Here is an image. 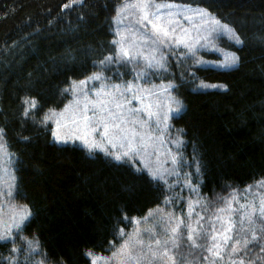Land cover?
Masks as SVG:
<instances>
[{"label": "trees", "instance_id": "16d2710c", "mask_svg": "<svg viewBox=\"0 0 264 264\" xmlns=\"http://www.w3.org/2000/svg\"><path fill=\"white\" fill-rule=\"evenodd\" d=\"M76 1L0 0V127L15 156V201L32 212L22 233L39 239L47 264H91L88 250L109 256L110 242H121L118 229L129 232L131 218L145 216L166 195L162 183L128 163L56 144L52 126L40 123L46 111L68 102L63 89L97 71L95 61L115 50L112 26L122 0ZM196 2L243 41L225 40L239 57L231 69L192 66L180 78L172 64L173 91L183 104L173 126L182 131L185 152L202 161L201 193L214 198L264 178V0ZM195 79L227 88L194 90ZM25 97L36 100L33 116L23 115ZM11 248L0 243V264H8Z\"/></svg>", "mask_w": 264, "mask_h": 264}, {"label": "snow or ice", "instance_id": "6c2138e0", "mask_svg": "<svg viewBox=\"0 0 264 264\" xmlns=\"http://www.w3.org/2000/svg\"><path fill=\"white\" fill-rule=\"evenodd\" d=\"M114 20L115 50L95 61L97 71L63 89L72 98L60 110L50 108L40 120L41 124L55 123L52 135L57 141L75 138L90 152L99 150L117 162L139 165L137 171L146 172L168 190L163 206L131 218V232L118 229L121 242H110L113 250L107 260L111 264H194V260L200 264H258L264 258V193L259 191L264 178L255 182V192L253 185L245 186L243 200L233 189L221 198L220 206L210 210L212 202L200 192L202 161L195 156L188 161L182 151L183 137L173 138L169 132L170 113H179L183 104L172 94L173 81L162 76L170 70L169 57L180 65L189 60L195 65L215 64L200 56V51H222L218 41L224 37L240 44L239 33L196 0H122ZM238 60L230 53L219 66L230 67ZM112 65L117 66L115 78L105 74ZM126 75L131 78L125 79ZM153 75H161L159 84ZM200 86L218 87L204 81ZM23 103V115L28 117L36 100L25 97ZM5 137L6 130L0 127V153L7 147ZM17 187L14 177L7 188L0 187V242L12 244L8 264H31L28 254L35 253L40 242L20 235L32 212L27 204L13 203ZM181 201L184 208L176 211ZM18 235L26 247L17 246ZM196 250L202 260L192 256ZM85 255L96 264L91 250Z\"/></svg>", "mask_w": 264, "mask_h": 264}, {"label": "rangeland", "instance_id": "374dc122", "mask_svg": "<svg viewBox=\"0 0 264 264\" xmlns=\"http://www.w3.org/2000/svg\"><path fill=\"white\" fill-rule=\"evenodd\" d=\"M82 1L83 0H77L75 2V4H81ZM68 5H72V2H70ZM116 28H117V25H116L115 20L113 19L112 29H113V33H114V39L117 38V36H116ZM225 40L234 43L233 41H231L228 38L224 37V38H221L218 41L219 47L222 49V51H219V52H209V51H206V50H201L200 53H199V55L202 56V57H204L205 60L212 61V62H216L215 64L195 65V64H192L191 61L189 60L185 64L180 65V64L177 63V61H176V59L174 57H169L170 70L168 72H165V73L162 74L163 79L165 81L171 79L173 81L174 87H175V82L173 80V77H174L173 74H174V72L172 70V64L177 65L179 67V77L180 78H183V76L185 74V71L189 70L192 66L203 67V68H214V69H219V70H226V69H231V68L236 67L237 64H238V62L235 63L234 65L230 66V67L219 66V65H222L224 63L225 55L230 54V53H235V52H233V51H231V50H229V49H227L225 47V45H224V43L226 42ZM235 44H237V43H235ZM241 44L242 43L237 44V45H241ZM235 55L238 56L236 53H235ZM116 67H117L116 65L110 66L108 69L105 70V74L108 75V76H113V78H115L114 77V71H115ZM120 70L122 72H128V69H125V68H121ZM124 78L125 79H130L131 76L130 75H126ZM161 78H162L161 75H153L152 76V79L157 84H159L161 82ZM201 81H203V80L195 79L193 81V87L195 88L194 90H201V91H206V90H223V89H226L227 88V87H220L219 86V85H225V84H222V83H213V82H208V81H204V82H206L209 85H218V87H201L200 86ZM92 83H97V82H90V85ZM174 87L171 89V91H172V94L176 97V95L174 94V91H173L174 90ZM68 93H69L70 99H71L72 98L71 97V93L70 92H68ZM36 107H37V104H36ZM36 107L34 109H30V115L29 116H33V111L36 109ZM58 110H60V109H58ZM182 110H183V108L181 109V111L179 113H175V112L170 113V119H169L168 123L171 125V127L169 129V132H170V134H171V136L173 138L176 137L177 134H179V135H181L183 137L182 131L180 129H177L176 127H174L173 126V122H172L173 118L175 116H178L182 112ZM47 112L48 111H46V113ZM42 119H43V117H42ZM43 125H45V126H48V125L52 126V132H53V130L56 129L55 123L52 122V121H49V122H47L46 124H43ZM59 131H61V133H63L65 130L64 129H60ZM52 139L58 145H73V146H78V147L84 148L89 153L100 152V153L104 154L103 152H101L99 150H95V151H91L90 152L87 149V147H85L80 140L75 139V138L69 139L67 142H61V141H57L53 137V135H52ZM183 140H184V145H183L182 151H183L184 157L188 161H192V159H193L194 156L193 157H190L185 152V145H186V143H185L184 137H183ZM6 144H7V142H6ZM169 147H173V149H174V146H172V145H169ZM9 153H11V151L9 150L8 145H7L6 149H5V151L3 153H0V187H3V188H7L8 187V184L12 181V178L13 177L15 178V184H16V175H15V168H14L15 156L12 153H11L12 155L9 156L8 155ZM106 157L112 159L110 156H106ZM112 160H114V159H112ZM122 163H124V162H122ZM128 164H130V163H128ZM130 165L134 169H137V167L139 166V165L134 166L132 164H130ZM185 171H193L194 172V169H192V168H185ZM201 177H202V174L199 177L200 181H202ZM193 179L195 181V179H196L195 175L193 176ZM244 189H236L237 190V195L240 197L241 200H243L245 198ZM256 189H257V185L256 184H253V191L255 192ZM180 190L181 189L178 186L176 188V191L179 192ZM165 191H166V194H168V190L166 188H165ZM259 191L262 192V193H264V186H260L259 187ZM200 192H201V190H200ZM231 193H232V191H230L227 194H219V195H216L214 198H208L207 197V199L212 202L209 205V209L210 210H213L215 207L220 206L223 203V200L221 198L222 197H227ZM183 195H185V196L188 195V192H187L186 189L184 190ZM13 203L14 204H18L15 201V199H14ZM19 205H23V204H19ZM161 206H163V203L161 204ZM155 208H153V209H155ZM183 208H184L183 201H181L178 205L175 206L176 211H179L180 209H183ZM4 211H5V213H7V211H8L7 207H5V210ZM141 227H148V225L142 224ZM133 228H134V224L132 222V227H131V230L129 232H131L133 230ZM157 230H159V229H157ZM129 232H127V233H129ZM20 235L25 236L23 233H21ZM20 235H18L16 237L17 246H19V247H26V243L23 240L20 239ZM29 239H31V238H29ZM0 243H4V242H0ZM184 247L186 248V245H184ZM28 255H29L31 264H38L39 261H43V264H47L45 262V260H43L41 254H40V249H38L35 253H29ZM94 256L97 257L96 264H111V262L107 260V257H109V256L96 255V254H94ZM192 256L193 257H200L201 260H202V254L200 253L199 250H196L195 252H193L192 253ZM194 264H200V261L199 260H194Z\"/></svg>", "mask_w": 264, "mask_h": 264}]
</instances>
